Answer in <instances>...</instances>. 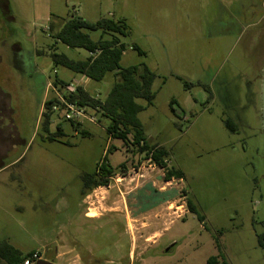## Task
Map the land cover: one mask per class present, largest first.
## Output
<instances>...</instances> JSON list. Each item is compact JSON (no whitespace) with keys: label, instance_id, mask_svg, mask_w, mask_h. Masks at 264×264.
Instances as JSON below:
<instances>
[{"label":"rangeland","instance_id":"374dc122","mask_svg":"<svg viewBox=\"0 0 264 264\" xmlns=\"http://www.w3.org/2000/svg\"><path fill=\"white\" fill-rule=\"evenodd\" d=\"M6 3L0 16V241L53 264H61L55 257L64 251L72 264H129L131 221L154 203L160 205L153 212L162 229L158 245L133 264H206L217 254L228 264H264L257 239L264 236V133L254 68L261 44L252 47L251 28L240 34L219 0L210 7L198 0ZM226 9L235 13L236 7ZM73 18L126 25L120 67L155 74V98L149 106L137 100L144 106L137 119L147 143L166 150L167 165L181 180L166 182L163 169L111 140L105 119H81L89 134L84 138L54 113L49 131L61 121L63 136L45 139L39 117L43 102L56 97V78L96 98L114 82L107 73L84 84L81 75L53 66L51 46L71 60L88 56L49 35L50 27L55 31ZM89 35L97 41L100 32ZM234 110L246 119L232 133L223 122ZM104 158L117 172L107 186L82 197L81 176L94 173ZM188 197L202 223L187 211Z\"/></svg>","mask_w":264,"mask_h":264},{"label":"trees","instance_id":"16d2710c","mask_svg":"<svg viewBox=\"0 0 264 264\" xmlns=\"http://www.w3.org/2000/svg\"><path fill=\"white\" fill-rule=\"evenodd\" d=\"M126 29L125 24L108 18H100L94 23L73 18L62 21L60 27L55 31H52L51 27L49 28V35L54 43L59 42L72 49H83L88 53L84 60H71L64 54L56 53L51 46L49 57L54 67L65 68L97 82L101 81L107 73H112L114 82L104 98H96L89 95L81 85L75 84L73 91H68L66 87L72 81L65 82L56 78L53 86L59 97H53L43 102L39 117V130L46 133L45 139L48 141L63 136L61 121H57L54 133L49 131L53 124L54 113L60 114V110L64 106L59 100L62 99L65 103L82 109L84 113L89 110L97 114L98 120L92 115L89 116L93 117L95 122L100 123L102 119L107 120L108 125L105 131L109 138L121 141L125 148L129 147L137 155L143 154L144 159L150 160L157 167L163 169L166 182L172 179L181 180L182 173L178 169L168 167L166 150L147 143L141 124L137 119L138 113L144 109V106L140 105L137 100H143L146 106H149L155 98V92L152 91L155 74L145 67H120L119 63L122 53L125 51V45L120 41L119 36H126ZM96 31L100 32V36L97 41H93L89 33ZM104 36L107 37L104 38ZM53 107H57L59 111L53 112ZM62 119V121L69 122L71 128L80 132L82 137H89L88 132L80 126V122ZM223 123L226 129L232 130L230 122L226 120ZM124 169V164H121L118 172ZM116 172L117 169L113 168L104 158L96 166L94 173L81 176L80 195L84 197L93 189L107 186L109 178L113 177ZM185 206L187 211L194 214L200 223L203 222V216L199 214L195 203L189 197ZM257 239L259 246H264V236L257 235ZM216 248L218 249L217 244ZM30 254H22L7 242H0V261L5 264H23ZM219 259L221 260L219 261ZM218 261L221 264H228L220 254L207 258L206 264H216Z\"/></svg>","mask_w":264,"mask_h":264},{"label":"crops","instance_id":"0c3cea01","mask_svg":"<svg viewBox=\"0 0 264 264\" xmlns=\"http://www.w3.org/2000/svg\"><path fill=\"white\" fill-rule=\"evenodd\" d=\"M198 1L205 4V6L206 5L215 6L216 5L215 2L218 0H198ZM219 1L221 2V6L228 13V15L232 12V16L230 17V20H232V22H234L237 25L240 24L239 26L240 34L242 32L246 33L247 28H251L250 34H251L252 47H254V45L256 44L257 45H259V43L261 44V50H260L261 54H257V58L259 57L260 60L259 61L256 60V62L254 63V68L256 69L257 72L256 78L258 80L257 82L258 86L256 88V98L258 99L260 95V80H261L260 72L264 62V0H219ZM230 6L236 7L235 13L232 10L230 12L227 11L226 8ZM259 26L261 27L259 28ZM74 79L76 78L73 77V80ZM79 79H83V77L81 76ZM86 83H87V79L84 77V84ZM252 84L253 81L248 82L249 86ZM241 118L246 119L244 114L239 113L235 110L233 111V113L225 112L224 121L227 120L228 122H230L231 125L230 127L232 130L229 131L225 127L224 128L232 133L238 132V129L242 123ZM159 206L160 205L153 203V205H151L149 208L145 207L141 211L136 212V213H140V215H136L135 218L132 219L131 222L135 225H133L134 227H132V232L131 229L129 231V233L132 235L131 248L128 259L129 264L135 263L137 256H140L143 252L152 249L153 247H156L158 245V240L160 238L162 229L161 230L157 229L158 228L157 226L161 224L155 218L156 215L153 214V212L155 211V208ZM84 218L91 220L94 219V218L86 217L85 214H84ZM138 223L139 226L137 225ZM163 225L165 226V224ZM113 228L114 227H112V229ZM165 228L166 227H164L163 229ZM113 244H117V240ZM68 256H69L68 253L64 251L63 253L57 254L55 258L60 259L61 264H72L69 261L70 259L68 258ZM106 262L108 264H111L109 260H107Z\"/></svg>","mask_w":264,"mask_h":264},{"label":"built area","instance_id":"2783aa9c","mask_svg":"<svg viewBox=\"0 0 264 264\" xmlns=\"http://www.w3.org/2000/svg\"><path fill=\"white\" fill-rule=\"evenodd\" d=\"M75 86V83L72 82L70 83L66 89L68 91H73ZM56 97H59L57 95V93H55ZM60 102L64 105L61 110H60V115L66 119V120H75L76 122H79L81 119H86L88 122L90 123H94V118L93 117H89L87 116L84 111L80 108H76L75 106L71 105V104H67L64 101H62V99H59ZM53 112H58L59 110L57 109V107H53L52 109ZM112 177H110L109 179H111ZM41 260V256L39 253L37 252H32L23 262V264H35L37 261ZM216 264H221V262H217Z\"/></svg>","mask_w":264,"mask_h":264},{"label":"water","instance_id":"95a60500","mask_svg":"<svg viewBox=\"0 0 264 264\" xmlns=\"http://www.w3.org/2000/svg\"><path fill=\"white\" fill-rule=\"evenodd\" d=\"M261 80H260V103H261V109H260V120H261V129L264 133V62L263 66L260 72ZM35 264H53L49 261L45 260H39Z\"/></svg>","mask_w":264,"mask_h":264},{"label":"flooded vegetation","instance_id":"af4514ba","mask_svg":"<svg viewBox=\"0 0 264 264\" xmlns=\"http://www.w3.org/2000/svg\"><path fill=\"white\" fill-rule=\"evenodd\" d=\"M6 13H7V3H6V0H0V16H5ZM5 18H7V17H5ZM85 215L88 216V214H85ZM94 262H95L94 264H97L98 261L95 260Z\"/></svg>","mask_w":264,"mask_h":264}]
</instances>
